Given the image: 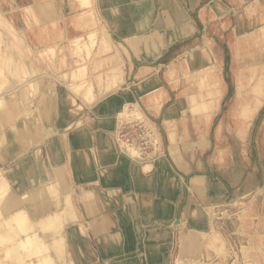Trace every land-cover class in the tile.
<instances>
[{
  "label": "crops",
  "instance_id": "crops-1",
  "mask_svg": "<svg viewBox=\"0 0 264 264\" xmlns=\"http://www.w3.org/2000/svg\"><path fill=\"white\" fill-rule=\"evenodd\" d=\"M7 1L2 0L0 6L17 9L21 6L20 2L30 5L35 2L13 0L14 4L4 5ZM213 2L91 0L96 24L111 28L113 33L108 35L114 52L118 50L122 57L125 55L128 58L124 61L128 73L124 81H116L118 85L111 86L115 89L103 92L100 97L94 92L95 100L87 103L66 91L65 82L53 80L54 90L46 95L47 85H43L40 95L46 97L41 99L39 95L29 110L22 102L12 109L13 115H17V123L14 128H6L0 147L1 174L11 194L8 201L14 200L10 209L26 210L33 231L46 241L52 240L53 232L44 230L39 220L48 213L65 208L67 197L74 212L70 213L74 216L67 219L62 230L64 258L55 259L56 264H191L193 259H199L197 251L192 256L186 251L188 226H196L192 221L195 216H200L203 205L224 201L228 197V188L237 187L244 172L231 167V172L227 173L232 182L228 186L214 174H192L190 192L185 205L180 208L185 195L183 176L190 167L183 163L180 164L182 168L179 167L170 162L167 155L145 162L133 159L119 149L115 130L119 126L118 114L126 104L141 103L148 112L152 110L161 114L163 121L172 119L173 115L166 113L180 102L169 104L170 98L153 95L163 86L154 82L152 67L136 62L141 56L150 57L165 52L176 39L179 29H182L180 35L195 29V23L186 16L187 10H201L202 6L205 9ZM53 3L56 5L54 14L59 12L58 9L70 15L78 10L76 4L68 0H54ZM130 9L141 10V16L128 13ZM16 22L20 23L19 19L13 20V23ZM56 27H62L65 36L70 37L86 31H80L76 26L68 29L64 20L57 21ZM171 29H174L173 34ZM24 33H27L26 30ZM37 34L31 31L28 37L32 40ZM112 34L118 42H123L125 50L115 46ZM26 35L21 31L20 36ZM46 40L48 43L49 40ZM70 60H74L73 55H69L66 61ZM53 69L50 70L52 74ZM150 72L152 75H148ZM129 74H132L133 81H129ZM72 94L75 98L70 97ZM169 134L166 132L168 137ZM194 165L198 167L196 159ZM50 183L58 186L54 196L43 188ZM243 184L246 185L245 182ZM30 198L34 201L31 199L30 202ZM176 219L179 223L172 227ZM187 222L193 225L187 226ZM200 225L199 228L214 227L212 221L209 224L206 220ZM220 230L223 234L227 233V236L224 235L227 238H233L235 233L226 232L223 226ZM175 234L178 235V249L172 253ZM227 242V249L228 246L233 249V244L236 246L230 240ZM197 244L195 242L194 246ZM215 247L219 245L216 243ZM54 252L62 254V248L58 246ZM210 252L213 260L223 264L220 255ZM51 254L54 256L53 252Z\"/></svg>",
  "mask_w": 264,
  "mask_h": 264
},
{
  "label": "rangeland",
  "instance_id": "rangeland-1",
  "mask_svg": "<svg viewBox=\"0 0 264 264\" xmlns=\"http://www.w3.org/2000/svg\"><path fill=\"white\" fill-rule=\"evenodd\" d=\"M128 13L141 16L139 9H130ZM186 16L195 23L193 24L195 29L183 31L186 35H180L182 29H179L178 32L176 31V39L165 52L150 57L141 56L136 62L138 65L146 64L152 67L154 82L163 86L153 95L159 98L162 95L170 98L169 104L180 102L173 105L171 111L166 113V115H173L172 119L163 121L161 114L153 113L152 110L148 112L141 103L125 105L118 114L120 127L118 126L115 130L117 145L133 159L142 162L167 155L170 162H175L181 168V163L187 164L190 168L183 176L185 195L180 208L185 205L187 193L190 192L189 183L192 174L200 173L208 176L214 174L228 186L232 182L227 173L231 172V167L242 170L244 177H241L237 187L228 188V197L224 201L203 205V208L199 209L200 216H195L192 221L196 226L187 222V226L190 224L195 228L188 226L189 232L185 235L188 237L186 251L190 252L191 256L194 251L200 254L199 259H193L191 264H217L218 261L211 258L210 251L220 255L224 260L223 264H264V83L255 88L258 93H261L257 107L252 97H246L242 103L239 101L241 97H244L242 93L250 84L264 82V0H214L205 9L202 6L201 10H187ZM9 22L12 23L11 20H7L6 24L9 25ZM5 27H0V30L3 28L1 37H5V41H1L3 46L6 44L3 48L8 49L12 33L15 31L12 29L11 32L8 30L5 33L3 31ZM100 27H98L99 30L97 29V37L104 33L106 35L113 33L109 26L100 25ZM16 32L20 34L19 30ZM171 32L173 34L174 29H171ZM180 36L183 37L180 38ZM111 39L119 50H125L122 46L123 42H118L113 34ZM91 45H89L92 48L91 51L97 49L94 44L91 43ZM14 48L15 46H12V49ZM16 49L17 47L15 51ZM25 54L31 69L35 70L33 74L37 77L41 76L42 84L37 90L31 91L26 98L17 95L16 92L14 94L11 89L12 84L15 87L19 76L23 73L16 71L20 75H17L18 80H15L17 77L16 74L13 75L15 71L13 65L5 64L6 67L12 68L8 69L12 70L10 76L14 81L11 83L10 77L5 80L9 90L5 93L4 107L2 106L0 110V118H3L0 119V147L6 128H14V124L17 123V115H13L14 111H12L14 106L20 102L26 103L29 110L39 97L43 85H47L45 89L48 90L49 82L52 89L54 88L52 80L65 82L67 87L70 86L73 89L67 88L66 91L78 94L79 98L83 99L82 102L91 103L96 98L95 94L100 97L103 92L114 90L115 88L111 86H117L116 81L120 79L124 81L128 74L124 67V61L126 62L128 58L125 55L122 57L118 50L114 58L101 63H94L92 57L87 56L85 73L79 77L86 85L76 90L75 86L81 82L79 78L74 80L72 75L68 74V70L74 66L70 63L71 61L69 64L65 60L64 64L60 63V55L63 53L56 54L53 62L47 59L49 63L43 58L42 60L40 56L38 60L34 57L35 55L29 56L27 51ZM76 59L78 63L84 62L80 55H77ZM97 65L100 66L96 69ZM52 66L55 68L53 74L50 71ZM34 67L38 68L34 69ZM57 70L59 72H56ZM152 74L150 72L148 75ZM129 77V81L134 80L132 74H129ZM108 83L110 85H107ZM88 87L91 88V96L86 92ZM15 89L18 91V87ZM238 90L241 94H238ZM44 93L43 91L42 94ZM44 97L46 96L40 95L41 99ZM70 97L75 98L73 94ZM78 107L81 106L78 105ZM244 108L246 109L243 110ZM247 110L249 114L246 116ZM176 131H178L177 134H175ZM166 132H170L169 135L172 138L168 137ZM195 159L198 167L194 165ZM0 186L8 187L1 171ZM56 186L50 183L43 188L50 196H54L58 192ZM71 212L74 214L67 197L65 208L60 212L48 213L39 220L44 230L53 232V238L50 241L36 235L25 212L26 216L20 221L25 222V229L32 234L33 238L38 237L43 243H34L32 245L34 247L30 246L31 249L35 248L38 251L39 262L36 264H56L55 259L64 258L65 240L62 230L67 219L74 216H70ZM204 220L209 221V224L212 221L214 227L199 228L198 226H202L200 224ZM215 221L217 223L214 224ZM178 223L176 219L171 226ZM221 226L226 232L234 231L233 238H227V233L221 232ZM177 239L178 235L175 234L172 253L177 252ZM229 240L236 244V246L233 244V249L230 246L226 248L225 242L228 243ZM195 242L198 243L196 247ZM216 243L219 245L218 248H214ZM54 245L61 246V258L55 255L52 249ZM35 250L31 251L35 252ZM2 253L3 250L0 249L2 255L0 264H11L12 262L8 258L5 259ZM218 264L221 263L218 262Z\"/></svg>",
  "mask_w": 264,
  "mask_h": 264
},
{
  "label": "bare ground",
  "instance_id": "bare-ground-1",
  "mask_svg": "<svg viewBox=\"0 0 264 264\" xmlns=\"http://www.w3.org/2000/svg\"><path fill=\"white\" fill-rule=\"evenodd\" d=\"M53 1L54 0H35V2L32 3L31 5L30 4H22V2H20L21 6H18L19 8L17 7V9H14L12 7L4 8L3 6H0L1 7L0 8V27L1 26L5 27L4 25L7 26L8 25V24H6L7 20H9V21L11 20V22H12V23L9 22L10 24L7 27H5V29L3 31L5 32V31L10 30V32H11V30L13 29L12 31H15V32L19 30V33H21V31H22L23 35L27 34L26 35L27 37H25V36H20V34H17V32L16 33L13 32L12 33L13 35L11 37L12 40H11L10 44H8V49H4L3 47L6 44L3 46L2 45L3 41H1V40L5 41V37L4 38L1 37V34H3L1 30L3 28L0 30V110H1L2 106L4 107L3 103H5L4 102L5 93H7V91L9 90L7 87L8 84H5V80L10 77L9 80L11 81V83H13V81H14V80L12 81V77L10 76V72L12 70L10 71L9 69L11 67L10 66H9L10 68L6 67L7 66V65H5L6 63H10L13 65L12 67L15 70L13 72L14 73L13 75L16 74L15 76L17 77L15 80H18V76L20 75V73L18 75L16 71L22 72L24 74V75L21 74L19 76V80H18L19 85L17 84L15 87H13V84H12L11 89L14 91L13 92L14 94L16 92L17 95H20L21 97L26 98L31 91L37 90L40 87V84H42V82L40 81L41 76L37 77L33 74V71H35V70L31 69V67H30V65L26 59L25 51H27L29 56L35 55L34 57H36L37 60L40 56L41 59L43 58L46 61H47V59H49L48 61H50V62L54 59L56 54L63 53L62 55H60L61 56V58H60L61 64H64V60L65 61L67 60V58H66L67 53H69L68 56L73 55L74 60H70L71 61L70 63L71 64L73 63L74 68L71 67L72 69H70V74L72 75L74 80H75V78H79L80 76L84 75V73H85L84 70L87 67L85 65L86 59L88 58L87 56H90V58L92 57V59H93L92 61L94 63H97V62L101 63L105 60L107 61L109 59H112L115 55L112 43L109 39V35H106L104 33L101 36L97 37V31L99 29H98V26L96 24L97 19H95L93 9L91 8V1L90 0H68L69 3H71V4L75 3L76 7L78 8V10L72 15L65 14V12L63 13V9H60V10L58 9L59 12L55 13L56 14L55 15L54 12H55V6L56 5H55V3H53ZM14 3L15 2L13 0H9V1L5 2L4 5H8V4L10 5V4H14ZM89 3H90V5H89ZM0 4H2V0H0ZM52 13L54 14L53 16H51ZM68 13H69V11H68ZM16 19H19V22L21 24L18 22L13 23V20H16ZM61 20H64L65 25L68 27V29H69V27L76 26L78 29L80 28L79 29L80 31H83V30H86V31L84 33H81L79 35L72 36V37L67 36V35L65 36V34L63 33V30H62V27H58L59 29H57V27H56V22L57 21L60 22ZM25 23H26V25H25ZM21 26L23 28H21ZM21 29H23V30H21ZM25 30L27 32L26 34L24 33ZM31 31H35L38 33L37 37L35 39H32V40L28 37V36H30ZM58 32H59L58 36L57 35L55 36L54 34H57ZM43 33L45 34V35H43L44 37L40 36ZM46 39L49 40L48 43H47ZM91 43L94 44V47L96 46L97 49L91 51L92 48L89 47V45H91ZM12 46L13 47L15 46V48L17 47V49H16L17 52L15 51V48L12 49ZM91 47H92V45H91ZM77 55L82 56V58L84 60L83 63H78L75 60ZM71 59H72V57H71ZM39 61H41V60H39ZM48 61H47V63H49ZM43 62H45V61H43ZM47 63H46V67H47ZM66 63L69 64V62H67V61H66ZM56 64H58V62ZM71 64H70V66H71ZM99 66L97 65L96 69ZM37 68L38 67H34V69H37ZM52 68H54V67L52 66ZM61 68H62V65H61ZM48 72H50V71H48ZM62 72H61V75L63 76ZM68 74H69V72H68ZM52 77H54V76H52ZM47 80H46V84H47ZM71 80H72V78H71ZM74 80H73V82H74ZM78 80H80V82H81L82 78L81 79L79 78ZM73 82H71V83H73ZM263 83L264 82L258 81L257 84H250L248 89L242 93V95L244 97H241L239 99L240 103H242L243 100L246 99V97H250V98L252 97L253 99H255V104L257 107L258 103L260 102L259 96L261 93H258L255 88L259 87L260 86L259 84H263ZM149 84H151V83H149ZM85 85H86L85 82H81V83L77 84L75 86V88H76V90H78V89L80 90V88H82ZM17 87H18V91H17V89H15ZM47 88H48V90H46V93H45L46 95H48L47 92L49 93L50 91L52 92V90H53L52 87H50V82H49ZM66 88H70V86L69 87L66 86ZM71 90H73V89H71ZM239 90H238V94H241V92ZM86 92H87V94H89V96L92 95L90 87H88L86 89ZM92 92H93V90H92ZM244 93H245V95H244ZM78 97H79V95H78ZM239 101H238V103H239ZM27 107H29V106H27ZM43 109H45V108H43ZM245 109L246 108H244L243 110H245ZM132 111L133 110H131V112ZM136 112H137V110H136ZM248 114H249V112L247 110L246 116ZM123 115H125V114H123ZM50 122L51 121H49V124H50ZM47 131H48V129H47ZM47 134H49V131L47 132ZM171 141H174V140H171ZM130 157H132V156H130ZM0 171H1V168H0ZM193 180H196V179H193ZM27 192L28 191H26V193ZM28 194L29 193H27V196H28ZM9 195H11L10 191H9V187L0 186V249L3 250L2 254L4 255L5 259L8 258V260L11 261L12 264H36V262H39L38 261L39 260L38 251L35 250V248L31 249L30 246H32L34 243H37V244H43V243H42L41 239H39L38 237L33 238L32 234H29L27 232V230L25 229V226H24L25 222L20 221V220H22V218L24 216H26L25 215L26 211L22 208H14V210L10 209L11 207L13 208V204H14L13 201L14 200L12 199L13 201L12 200L8 201ZM31 199L32 198H30V202H31ZM8 210H9V212H8ZM10 210H12V211H10ZM32 247H34V246H32ZM39 247H38V249H39ZM59 247H61V246H59ZM57 248H58V246L54 245L52 249L56 250ZM29 249L35 250V252L31 251V250L29 251ZM8 250H10V252H8ZM55 255L58 258L62 257V254H59V253H55ZM0 256L2 258L1 254H0Z\"/></svg>",
  "mask_w": 264,
  "mask_h": 264
}]
</instances>
